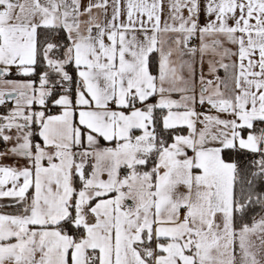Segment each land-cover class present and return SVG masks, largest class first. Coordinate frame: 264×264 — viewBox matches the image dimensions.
I'll return each instance as SVG.
<instances>
[{
  "label": "snow or ice",
  "instance_id": "obj_1",
  "mask_svg": "<svg viewBox=\"0 0 264 264\" xmlns=\"http://www.w3.org/2000/svg\"><path fill=\"white\" fill-rule=\"evenodd\" d=\"M0 264H264V0H0Z\"/></svg>",
  "mask_w": 264,
  "mask_h": 264
}]
</instances>
